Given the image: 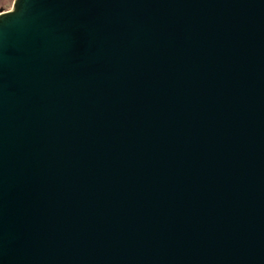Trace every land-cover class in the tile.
<instances>
[{
    "label": "water",
    "instance_id": "water-1",
    "mask_svg": "<svg viewBox=\"0 0 264 264\" xmlns=\"http://www.w3.org/2000/svg\"><path fill=\"white\" fill-rule=\"evenodd\" d=\"M0 264H264V0L0 11Z\"/></svg>",
    "mask_w": 264,
    "mask_h": 264
},
{
    "label": "rangeland",
    "instance_id": "rangeland-1",
    "mask_svg": "<svg viewBox=\"0 0 264 264\" xmlns=\"http://www.w3.org/2000/svg\"><path fill=\"white\" fill-rule=\"evenodd\" d=\"M15 0H0V6H4L3 12H9L13 9Z\"/></svg>",
    "mask_w": 264,
    "mask_h": 264
},
{
    "label": "trees",
    "instance_id": "trees-1",
    "mask_svg": "<svg viewBox=\"0 0 264 264\" xmlns=\"http://www.w3.org/2000/svg\"><path fill=\"white\" fill-rule=\"evenodd\" d=\"M4 8V6H0V11H3L2 9Z\"/></svg>",
    "mask_w": 264,
    "mask_h": 264
}]
</instances>
